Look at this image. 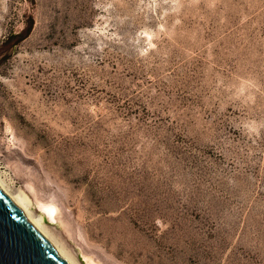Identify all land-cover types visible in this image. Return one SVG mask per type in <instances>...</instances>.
I'll use <instances>...</instances> for the list:
<instances>
[{
	"label": "rangeland",
	"instance_id": "obj_1",
	"mask_svg": "<svg viewBox=\"0 0 264 264\" xmlns=\"http://www.w3.org/2000/svg\"><path fill=\"white\" fill-rule=\"evenodd\" d=\"M28 16L0 179L72 260L264 264V0H0V45Z\"/></svg>",
	"mask_w": 264,
	"mask_h": 264
},
{
	"label": "water",
	"instance_id": "obj_2",
	"mask_svg": "<svg viewBox=\"0 0 264 264\" xmlns=\"http://www.w3.org/2000/svg\"><path fill=\"white\" fill-rule=\"evenodd\" d=\"M0 264H67L1 188Z\"/></svg>",
	"mask_w": 264,
	"mask_h": 264
},
{
	"label": "bare ground",
	"instance_id": "obj_3",
	"mask_svg": "<svg viewBox=\"0 0 264 264\" xmlns=\"http://www.w3.org/2000/svg\"><path fill=\"white\" fill-rule=\"evenodd\" d=\"M0 188L7 195V197L13 202V204L25 215L30 223L44 236L45 239L54 247L57 253L67 264H76L72 258L60 247V245L49 234L45 226L43 225V217L37 216L31 211V201L28 196L21 190H10L8 186L0 179ZM53 213V208H48L45 214L49 217Z\"/></svg>",
	"mask_w": 264,
	"mask_h": 264
},
{
	"label": "trees",
	"instance_id": "obj_4",
	"mask_svg": "<svg viewBox=\"0 0 264 264\" xmlns=\"http://www.w3.org/2000/svg\"><path fill=\"white\" fill-rule=\"evenodd\" d=\"M32 27H33V19L31 16H28L26 18L25 27L23 28V30L19 33H10L8 36H6L0 45V49L5 48L7 50L9 46L12 47L14 44H16V42H18L23 37H25L31 31ZM13 40L15 41L13 42Z\"/></svg>",
	"mask_w": 264,
	"mask_h": 264
}]
</instances>
